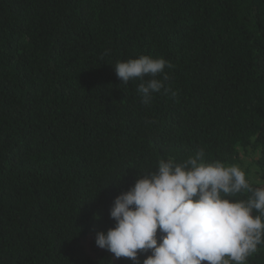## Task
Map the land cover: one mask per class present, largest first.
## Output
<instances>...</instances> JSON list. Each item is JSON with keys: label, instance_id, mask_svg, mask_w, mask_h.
<instances>
[{"label": "trees", "instance_id": "1", "mask_svg": "<svg viewBox=\"0 0 264 264\" xmlns=\"http://www.w3.org/2000/svg\"><path fill=\"white\" fill-rule=\"evenodd\" d=\"M142 54L175 97L121 83ZM199 149L264 187V0H0V264H111L114 198Z\"/></svg>", "mask_w": 264, "mask_h": 264}, {"label": "clouds", "instance_id": "2", "mask_svg": "<svg viewBox=\"0 0 264 264\" xmlns=\"http://www.w3.org/2000/svg\"><path fill=\"white\" fill-rule=\"evenodd\" d=\"M166 67L172 65L163 57L144 54L114 65L121 83L140 81L146 105L162 89L177 95L165 84ZM141 172L114 198V227L95 234L96 246L114 254L111 264L120 258L141 264V253H150L142 264H247L264 245V187H254L238 165L206 162L199 149L181 163L169 157ZM242 193L250 195L240 199Z\"/></svg>", "mask_w": 264, "mask_h": 264}, {"label": "rangeland", "instance_id": "3", "mask_svg": "<svg viewBox=\"0 0 264 264\" xmlns=\"http://www.w3.org/2000/svg\"><path fill=\"white\" fill-rule=\"evenodd\" d=\"M248 163H249V161H248ZM251 168H254V166H252Z\"/></svg>", "mask_w": 264, "mask_h": 264}]
</instances>
